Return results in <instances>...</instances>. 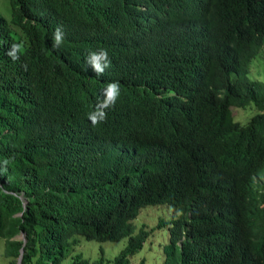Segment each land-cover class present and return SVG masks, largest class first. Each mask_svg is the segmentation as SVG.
<instances>
[{
  "label": "trees",
  "instance_id": "1",
  "mask_svg": "<svg viewBox=\"0 0 264 264\" xmlns=\"http://www.w3.org/2000/svg\"><path fill=\"white\" fill-rule=\"evenodd\" d=\"M7 1L0 237L9 264L20 247V264H128L151 231L132 218L159 203L176 212L155 224L166 226L162 259L136 264H264V80L247 74L264 43V0ZM99 49L110 61L102 76L85 62ZM113 81L119 97L93 126L88 114ZM249 102L240 125L230 107ZM79 236L126 242L90 259L72 253Z\"/></svg>",
  "mask_w": 264,
  "mask_h": 264
},
{
  "label": "rangeland",
  "instance_id": "2",
  "mask_svg": "<svg viewBox=\"0 0 264 264\" xmlns=\"http://www.w3.org/2000/svg\"><path fill=\"white\" fill-rule=\"evenodd\" d=\"M0 13L7 18L9 16V5L7 0H0ZM251 78L264 80V43L259 51L250 59L249 69L247 72ZM231 114L240 125H244L247 122L248 114L253 109L251 102L243 106H231ZM176 212L173 208L165 203L148 204L141 206L132 218V222L135 227L139 224H144L146 228L151 227V231L145 237L141 247L133 252L128 257V264H136L140 259H143L146 263H159L162 259V245L167 240L166 226H156L158 219L167 220ZM20 233L17 234V237ZM126 237H120L117 240H102L85 239L79 236V240L72 250V253L80 252L82 256L87 258H95L100 254H103L105 258H111L118 250L125 244ZM10 256L4 253V239L0 237V264H9ZM70 260V255L64 259V262Z\"/></svg>",
  "mask_w": 264,
  "mask_h": 264
},
{
  "label": "clouds",
  "instance_id": "3",
  "mask_svg": "<svg viewBox=\"0 0 264 264\" xmlns=\"http://www.w3.org/2000/svg\"><path fill=\"white\" fill-rule=\"evenodd\" d=\"M64 38L62 28L57 27L53 33V47L57 48L61 45ZM11 54V53H10ZM85 62L89 65L97 76H102L105 69L110 66L108 53L105 49L89 52L85 57ZM120 94V85L118 82H110L102 91L103 99H99L95 105L94 111L88 114V119L93 126L103 122L107 118L106 109L115 105ZM7 163V161H5ZM21 233V232H20Z\"/></svg>",
  "mask_w": 264,
  "mask_h": 264
},
{
  "label": "water",
  "instance_id": "4",
  "mask_svg": "<svg viewBox=\"0 0 264 264\" xmlns=\"http://www.w3.org/2000/svg\"><path fill=\"white\" fill-rule=\"evenodd\" d=\"M19 236L24 240V233H23V232H21V233L19 234ZM21 251H22V249H21V247H20V248H19V252H18V255H17V259H16V263H15V264H20Z\"/></svg>",
  "mask_w": 264,
  "mask_h": 264
}]
</instances>
